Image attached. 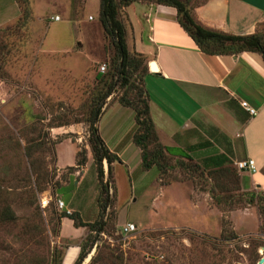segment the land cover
<instances>
[{
    "label": "rangeland",
    "instance_id": "1",
    "mask_svg": "<svg viewBox=\"0 0 264 264\" xmlns=\"http://www.w3.org/2000/svg\"><path fill=\"white\" fill-rule=\"evenodd\" d=\"M30 4L25 25L0 29V210L9 205L16 215L0 217V264H50L54 251L62 255L84 235L82 215L98 216L99 194L108 203L105 223L80 239L81 264H256L264 257V195L242 181L232 160L216 165L168 155L159 177L156 165L141 167L138 154L129 166L113 164L103 191L90 157L76 183L81 167L66 165L77 146L72 140L86 149L93 95L104 88L98 71L106 72L114 47L100 22V0ZM259 31L264 35V23ZM135 73L126 87L115 86L101 112L124 91L142 96ZM118 107L111 114L109 104L99 131L108 140L124 126L131 155L135 123L126 111H133ZM55 192L78 212L77 223L71 215L58 219ZM45 196L50 201L42 205ZM128 221L135 229L121 231Z\"/></svg>",
    "mask_w": 264,
    "mask_h": 264
},
{
    "label": "crops",
    "instance_id": "2",
    "mask_svg": "<svg viewBox=\"0 0 264 264\" xmlns=\"http://www.w3.org/2000/svg\"><path fill=\"white\" fill-rule=\"evenodd\" d=\"M122 12L127 18L128 46L143 53L147 62L153 59L157 66L152 70L148 65L143 82L159 140L169 146L174 155L183 152L196 161L216 153L226 155L234 162L252 158L255 169H242V181L264 194V60L261 54L250 50L236 53L202 50L179 23L173 5L136 0L124 6ZM192 12L206 27L249 34L264 23V0H204L193 5ZM19 14L16 0H0V25ZM241 100L255 107L256 112L250 114L241 105ZM109 104L112 105L111 114L120 110L118 106L125 107L118 101ZM132 114L126 111L127 116ZM120 127L117 126V131L108 140L98 127L106 145L119 156L120 160L113 161L112 167L117 162L129 166V161L138 154L141 165L140 147L133 140L132 154L126 155L128 145L125 144L129 143L122 136L124 126ZM72 141L77 146L73 147L72 162L66 165L76 162L79 141ZM84 147L86 164L80 170L75 168L79 173L73 174L80 176L76 183L85 172L90 157L94 162L89 145L85 143ZM102 164L106 177V159ZM55 195L58 196L57 192ZM65 205L72 210L69 204ZM95 215H82V220L93 221ZM87 232L86 225L84 235ZM80 239L66 244L63 262L72 263L76 259Z\"/></svg>",
    "mask_w": 264,
    "mask_h": 264
},
{
    "label": "trees",
    "instance_id": "3",
    "mask_svg": "<svg viewBox=\"0 0 264 264\" xmlns=\"http://www.w3.org/2000/svg\"><path fill=\"white\" fill-rule=\"evenodd\" d=\"M133 1L136 0H100V22L114 48L112 61L109 63L106 72L103 73L104 71H98L99 77L105 78L103 82L104 88L102 87V90H97L93 95V102L95 103L91 109V115L87 118L89 124L87 143L92 152L100 190L103 191L108 188V179H103V159H106L107 161V172L109 175L112 174V162L120 159L118 154L115 151H112L104 142L98 132L96 121L98 120L99 113H101L100 110L102 105L106 103V97L113 92L116 85L126 87L130 83V77L134 72H136L135 76H137L141 82L140 92L142 93V96H131L124 91L117 98V101L122 105L129 106L133 110L135 127L132 132V140L140 147L141 167L143 169H148L152 165H156L160 177L163 173L165 162L169 158L168 155L181 157L188 162H196V160H194L189 154L183 152L179 155H174L171 148L163 144L158 138L155 124L150 115L148 92L143 82V76L148 70V62L143 53L131 49L127 45V18L123 20L121 15V7L123 8ZM151 1L176 7L179 23L192 36L202 50L214 53H236L241 50L257 51L261 54L264 60V35L259 29L256 32L249 34H236L212 29L202 25L194 17L192 6L197 3L190 4L186 0ZM16 2L20 9V14L12 21H15V26H23L29 16H32L30 0H16ZM86 158V149L78 148L75 165H70L68 167H82L86 162ZM230 160L231 159L226 155L216 153L206 156L200 162L220 165L223 162ZM96 200L100 208L98 216L93 221L85 222L78 220L80 223L87 225L88 229L93 231L96 229H103L105 223L103 220V213L105 206L108 204L104 200L102 201L100 194L97 196ZM62 215L74 216L76 218V223L79 218L78 212H75L74 210H71L70 213L63 210L58 219H60ZM0 217L13 220L16 215L9 205H5L0 210ZM261 230L264 231L263 228H261ZM79 246V253L72 263L63 262L62 255L58 254L57 251H54L50 264H81V259L83 258L86 249H83L80 244Z\"/></svg>",
    "mask_w": 264,
    "mask_h": 264
},
{
    "label": "built area",
    "instance_id": "4",
    "mask_svg": "<svg viewBox=\"0 0 264 264\" xmlns=\"http://www.w3.org/2000/svg\"><path fill=\"white\" fill-rule=\"evenodd\" d=\"M54 19H58V15L55 14L52 16ZM101 69H105V64L103 63L100 66ZM241 105L248 110L250 114H254L256 112L255 107L251 106L246 100H241L240 101ZM237 164V167L240 169H245V170H251L253 171L255 169L254 161L252 158H247V159H241L235 162ZM42 205H47L50 201V196H45L44 198L41 199ZM56 206L58 208H61L62 210L66 211L67 213L71 212V209L66 207L64 201L61 198H56L55 199ZM135 229V224L132 221H128L126 224H124L121 227V231L124 232H130ZM258 263V261H257ZM256 263V264H257Z\"/></svg>",
    "mask_w": 264,
    "mask_h": 264
},
{
    "label": "water",
    "instance_id": "5",
    "mask_svg": "<svg viewBox=\"0 0 264 264\" xmlns=\"http://www.w3.org/2000/svg\"><path fill=\"white\" fill-rule=\"evenodd\" d=\"M148 65H149V68L152 69V70H155L157 67H156V63L153 59H150L148 61ZM154 66V67H153ZM264 260V257H260L259 260H258V263H262Z\"/></svg>",
    "mask_w": 264,
    "mask_h": 264
},
{
    "label": "bare ground",
    "instance_id": "6",
    "mask_svg": "<svg viewBox=\"0 0 264 264\" xmlns=\"http://www.w3.org/2000/svg\"><path fill=\"white\" fill-rule=\"evenodd\" d=\"M154 67V66H153ZM157 67V66H156Z\"/></svg>",
    "mask_w": 264,
    "mask_h": 264
}]
</instances>
